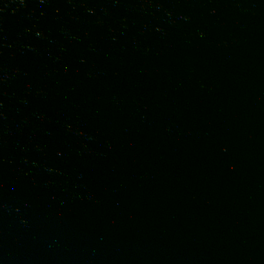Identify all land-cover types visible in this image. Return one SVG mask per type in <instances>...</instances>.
Here are the masks:
<instances>
[{"label": "water", "instance_id": "obj_1", "mask_svg": "<svg viewBox=\"0 0 264 264\" xmlns=\"http://www.w3.org/2000/svg\"><path fill=\"white\" fill-rule=\"evenodd\" d=\"M0 264H264V0H0Z\"/></svg>", "mask_w": 264, "mask_h": 264}]
</instances>
